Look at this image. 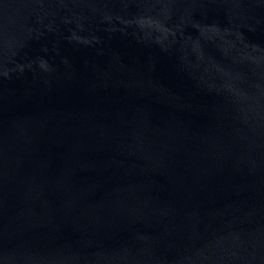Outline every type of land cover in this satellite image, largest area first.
Returning a JSON list of instances; mask_svg holds the SVG:
<instances>
[{
    "label": "water",
    "instance_id": "obj_1",
    "mask_svg": "<svg viewBox=\"0 0 264 264\" xmlns=\"http://www.w3.org/2000/svg\"><path fill=\"white\" fill-rule=\"evenodd\" d=\"M0 264H264V0H0Z\"/></svg>",
    "mask_w": 264,
    "mask_h": 264
}]
</instances>
